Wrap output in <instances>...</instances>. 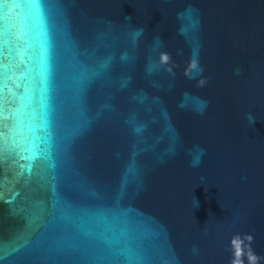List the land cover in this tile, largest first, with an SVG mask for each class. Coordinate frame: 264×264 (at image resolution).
<instances>
[{"label":"water","instance_id":"water-1","mask_svg":"<svg viewBox=\"0 0 264 264\" xmlns=\"http://www.w3.org/2000/svg\"><path fill=\"white\" fill-rule=\"evenodd\" d=\"M0 264H264V0H0Z\"/></svg>","mask_w":264,"mask_h":264}]
</instances>
